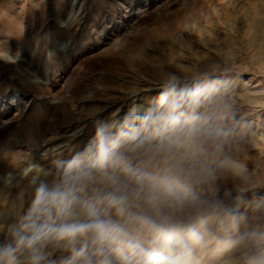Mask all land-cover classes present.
Masks as SVG:
<instances>
[{"label":"rangeland","instance_id":"rangeland-1","mask_svg":"<svg viewBox=\"0 0 264 264\" xmlns=\"http://www.w3.org/2000/svg\"><path fill=\"white\" fill-rule=\"evenodd\" d=\"M162 91L173 123L200 109L227 115L238 158L264 180V0H0V232H9L0 264L88 258L81 225L55 231V245L46 227L47 242H36L45 226L36 188L97 126ZM80 159L53 199L63 205L67 194L92 217L87 234H102V192Z\"/></svg>","mask_w":264,"mask_h":264},{"label":"clouds","instance_id":"clouds-1","mask_svg":"<svg viewBox=\"0 0 264 264\" xmlns=\"http://www.w3.org/2000/svg\"><path fill=\"white\" fill-rule=\"evenodd\" d=\"M167 97V98H166ZM162 91L157 100L97 126L83 148L41 180V220L54 231L91 222L79 203H59L70 165L100 188L102 234L87 235L88 258L70 264H264V180L238 158L227 115L198 110L181 118ZM75 176L73 170L71 173ZM86 191L79 200L87 201ZM83 242L77 245V251ZM47 249H45V252ZM37 264V262H32Z\"/></svg>","mask_w":264,"mask_h":264},{"label":"bare ground","instance_id":"bare-ground-1","mask_svg":"<svg viewBox=\"0 0 264 264\" xmlns=\"http://www.w3.org/2000/svg\"><path fill=\"white\" fill-rule=\"evenodd\" d=\"M46 174V173H45ZM36 176V175H35ZM65 201H68L69 203H71V200H70V198L68 197V195L67 194H65L64 195V197H63V202L65 203ZM76 229H79V231H80V233H81V235H82V237L84 236V235H88L87 233V227L85 226V225H81L80 227H78V228H76ZM38 230V232H40V234L38 235V236H36L34 239L36 240V242L37 243H43V242H47V238H46V233H45V231H47V228L45 227V226H42L40 229L38 228L37 229ZM1 231V230H0ZM8 234H9V232H0V240L1 239H4L5 238V236H8ZM52 238H50V241H49V244L51 245H55V242H56V239H55V231H53V234H52ZM81 237V238H82ZM80 238V239H81ZM3 242H5L4 240H3ZM1 245H3V244H1ZM8 245V244H7ZM6 246V245H5ZM3 247H4V245H3ZM87 254V253H86ZM21 261V260H20Z\"/></svg>","mask_w":264,"mask_h":264},{"label":"snow or ice","instance_id":"snow-or-ice-1","mask_svg":"<svg viewBox=\"0 0 264 264\" xmlns=\"http://www.w3.org/2000/svg\"><path fill=\"white\" fill-rule=\"evenodd\" d=\"M101 2L107 4L109 2V0H101ZM31 82H32V84H35L37 86H39L41 84V81L39 80L38 77H34Z\"/></svg>","mask_w":264,"mask_h":264}]
</instances>
